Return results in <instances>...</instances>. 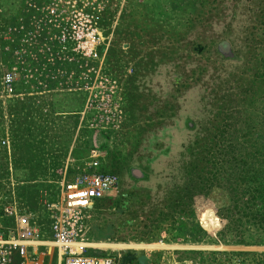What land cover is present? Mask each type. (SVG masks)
Returning a JSON list of instances; mask_svg holds the SVG:
<instances>
[{"label":"rangeland","instance_id":"rangeland-1","mask_svg":"<svg viewBox=\"0 0 264 264\" xmlns=\"http://www.w3.org/2000/svg\"><path fill=\"white\" fill-rule=\"evenodd\" d=\"M246 6L245 0H0L1 71L14 76L9 93L0 72V143H9L8 150L0 145V180L12 176L39 227L45 245L37 264L60 263L47 209L59 201L63 179L86 168L94 146L99 171L117 175L120 186L88 213L83 243L100 241L95 228L109 231L102 242L120 246L115 253L146 252L151 264H210L203 253L264 252V245H235L223 236L230 196L215 184L208 189L209 180L189 205L174 200L175 187L199 173L209 176L215 146L239 158L254 152L258 140L264 146V75L258 77L264 32L243 49L251 24L241 12ZM104 80L115 82L117 107L90 108L89 98L105 96ZM115 111L121 123L103 122ZM243 135L252 143L234 142ZM197 159L200 171L186 172ZM250 162L245 168H259ZM128 191L143 198L120 213Z\"/></svg>","mask_w":264,"mask_h":264},{"label":"built area","instance_id":"built-area-1","mask_svg":"<svg viewBox=\"0 0 264 264\" xmlns=\"http://www.w3.org/2000/svg\"><path fill=\"white\" fill-rule=\"evenodd\" d=\"M57 12L58 10H52L51 14L56 15ZM69 37L62 35L61 39L67 42L70 40ZM72 38L81 39L74 34ZM0 72L2 73L1 53ZM1 80L5 90L11 93L14 82L12 71L2 73ZM104 81L105 83H99V87L105 96L98 99L94 96L96 100L93 102L89 98L86 105L90 108L103 110L100 106L108 107V104L114 103L117 91L115 82ZM93 87L90 84L86 89L92 91ZM104 98L106 103L102 105ZM102 119L103 122L121 123L123 118L120 112L115 111L112 117L105 115ZM0 145L4 149H9L6 140L1 141ZM94 147L86 168L70 181L63 179L59 201L47 209L48 212L51 211L50 244L56 249L60 264H117L119 259L113 255L110 257L88 255L87 245L83 243V238L88 233V213L93 210L96 201L112 198L119 191L118 176L99 171L101 154L97 147ZM9 172L11 173L10 166ZM43 244L45 245L36 221L25 213L17 196L16 181L12 180L11 175L8 181L0 180V264H37V250Z\"/></svg>","mask_w":264,"mask_h":264},{"label":"trees","instance_id":"trees-1","mask_svg":"<svg viewBox=\"0 0 264 264\" xmlns=\"http://www.w3.org/2000/svg\"><path fill=\"white\" fill-rule=\"evenodd\" d=\"M245 1L248 3V6L242 7L241 12L249 17L248 20H250L251 24L245 29L244 39L241 44H243V49L247 51L250 47L249 43H252V39H256L257 35L264 32V0ZM218 14L222 17V14H224L223 7L218 9ZM218 54L220 53L218 52ZM263 75L264 72L260 73L258 77L262 78ZM240 141H244V144L252 143L248 135H243L240 139L234 140L236 144ZM256 145H258V148L254 152L250 155L243 154L240 158L221 150L218 145L215 146L213 150L215 156L212 154V157L215 159V161H212L214 169L211 167L209 176L204 178L199 173V178L195 179V181H188L187 185L174 188L176 206L189 205L193 195L205 191L207 188L205 184L208 180L210 181L208 189L215 184L216 187L224 191L226 190L230 197L229 206L224 215L227 223L223 236H230L231 243L235 245H264V146L259 140ZM202 148H206L208 156L209 150L206 147V142L204 146L202 145ZM249 159L251 160L250 164H258L259 168L252 170V172L245 168L248 166ZM200 163L202 164V161L198 159L187 163L188 169H185L186 172L196 174L194 170L199 169L198 165ZM209 163L211 162L209 161ZM203 169L206 168L203 166ZM188 179L193 180V178ZM19 189L20 187H17V196L22 202L23 198ZM141 198L143 197H139L133 191L125 192L121 195V201L117 210L120 213L132 211L140 203ZM105 200H111V198L96 201L93 209H98ZM125 225H131L130 221H125ZM94 230L96 231L95 235L99 237L98 240H110L111 232H99L98 228L93 229V232ZM95 235L93 234L94 239H96ZM104 255L99 253L98 256L102 257ZM197 255L200 257L203 255L210 256L212 258L210 264H230L236 260L238 264H264V252H210L207 254L203 253V255L202 253H197ZM192 264H200V262L193 261Z\"/></svg>","mask_w":264,"mask_h":264},{"label":"crops","instance_id":"crops-1","mask_svg":"<svg viewBox=\"0 0 264 264\" xmlns=\"http://www.w3.org/2000/svg\"><path fill=\"white\" fill-rule=\"evenodd\" d=\"M124 114H126V116H125V119L127 118V117H129V113L127 112V113H124ZM86 245H87V247H88V254L89 255H93V256H98L99 255V253H102L101 251L103 250V249H105V248H110V250H112L113 251V253H112V255L115 257H118L119 259H120V257H123L124 256V254L125 253H115V245H109V244H107V243H103L102 241H99V242H96V241H91V242H89V241H86V243H85ZM106 245V246H103V245ZM112 248H114V249H112ZM107 250H109V249H107ZM118 250V249H117ZM138 251V250H137ZM131 253V255H133V256H135V257H139V256H141V255H145V256H147L148 258H149V260L151 261V256L149 255V254H147L146 252L145 253H139V251L138 252H135V253H132V252H130ZM119 259H118V262H119ZM118 262H117V264H118ZM60 264V263H59Z\"/></svg>","mask_w":264,"mask_h":264},{"label":"water","instance_id":"water-1","mask_svg":"<svg viewBox=\"0 0 264 264\" xmlns=\"http://www.w3.org/2000/svg\"><path fill=\"white\" fill-rule=\"evenodd\" d=\"M118 264H150V260L145 255L135 257L131 253H126L125 256L120 257Z\"/></svg>","mask_w":264,"mask_h":264},{"label":"flooded vegetation","instance_id":"flooded-vegetation-1","mask_svg":"<svg viewBox=\"0 0 264 264\" xmlns=\"http://www.w3.org/2000/svg\"><path fill=\"white\" fill-rule=\"evenodd\" d=\"M122 121H123V119H122ZM137 174L139 175V178L140 177H142V175H143V173L142 172H140V171H137ZM119 178V177H118ZM119 186H120V179H119ZM115 247H120V246H118V245H115ZM141 247H147V248H153V246H144V245H142ZM126 254H124V256H125ZM150 264H151V261H150Z\"/></svg>","mask_w":264,"mask_h":264}]
</instances>
